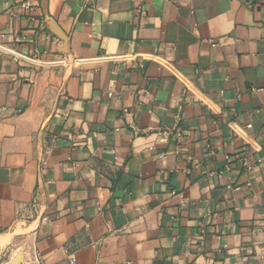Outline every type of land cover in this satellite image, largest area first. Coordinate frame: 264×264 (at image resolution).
Here are the masks:
<instances>
[{
  "label": "crops",
  "instance_id": "obj_1",
  "mask_svg": "<svg viewBox=\"0 0 264 264\" xmlns=\"http://www.w3.org/2000/svg\"><path fill=\"white\" fill-rule=\"evenodd\" d=\"M0 46V264H264V0H0Z\"/></svg>",
  "mask_w": 264,
  "mask_h": 264
},
{
  "label": "built area",
  "instance_id": "obj_2",
  "mask_svg": "<svg viewBox=\"0 0 264 264\" xmlns=\"http://www.w3.org/2000/svg\"><path fill=\"white\" fill-rule=\"evenodd\" d=\"M29 5L28 4H23L19 7H14L12 9V11L10 12V15L11 16H14V17H17L18 16V11L20 10H26L28 9ZM212 44L214 46L215 43H213L212 41ZM0 50L3 51V52H7V53H11V51L3 46H0ZM15 58H19L23 61H28L30 62L31 64L33 65H38L37 63V59H34V58H26L24 56H21V55H13ZM65 65H68V61L63 58V59H59V60H53V61H43L40 63V67L41 68H49V67H61V66H65Z\"/></svg>",
  "mask_w": 264,
  "mask_h": 264
}]
</instances>
